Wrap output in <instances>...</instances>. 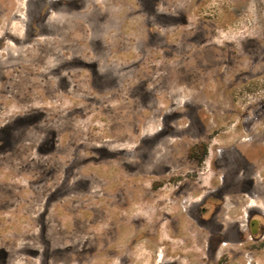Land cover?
<instances>
[{
  "label": "rangeland",
  "instance_id": "1",
  "mask_svg": "<svg viewBox=\"0 0 264 264\" xmlns=\"http://www.w3.org/2000/svg\"><path fill=\"white\" fill-rule=\"evenodd\" d=\"M255 141L264 0H0V264H208L217 162L264 217Z\"/></svg>",
  "mask_w": 264,
  "mask_h": 264
},
{
  "label": "flooded vegetation",
  "instance_id": "2",
  "mask_svg": "<svg viewBox=\"0 0 264 264\" xmlns=\"http://www.w3.org/2000/svg\"><path fill=\"white\" fill-rule=\"evenodd\" d=\"M246 147L248 149L252 148L250 149L252 153L264 159V142L257 143L255 141V144ZM241 148L243 147H239V149ZM243 150L238 154H244L246 150ZM224 153L225 151L222 150L218 156L221 158ZM213 168L221 171L220 181L216 186L211 185L212 187L208 190L206 198L207 214H199L195 220L200 222V226L205 229L203 240L208 264H231V261L239 262L242 259V253L245 251L244 247L248 242L251 246L263 244L264 217L257 212H250L242 220L238 215L227 214L224 207V201L227 198L255 196L253 194V181L247 182L245 178L249 168L219 164L218 162ZM178 259H181V257ZM169 264L182 263L179 260Z\"/></svg>",
  "mask_w": 264,
  "mask_h": 264
},
{
  "label": "bare ground",
  "instance_id": "3",
  "mask_svg": "<svg viewBox=\"0 0 264 264\" xmlns=\"http://www.w3.org/2000/svg\"><path fill=\"white\" fill-rule=\"evenodd\" d=\"M10 49V48H9ZM6 50H8V49H6ZM13 50V49H12ZM8 51H10V50H8ZM18 52V51H17ZM15 53V52H14ZM11 54V53H10ZM13 54V53H12ZM15 56V55H14ZM19 218V217H18ZM17 221V220H16ZM93 223V222H92ZM107 224V223H106ZM83 225V224H82ZM82 228H84V225L82 226ZM106 229V228H105ZM109 230V229H108ZM116 230V229H115ZM134 243V242H133ZM122 244V243H121ZM13 246V245H12ZM17 248V247H16ZM21 248V247H20ZM31 249V248H30ZM4 251H5V248H4ZM7 251L10 253L9 254V259H8V262L10 261V262H13V260L16 262V263H14V264H21L20 262V260L19 261H17L16 260V253H17V251H16V249H15V247L14 248H7ZM2 259V258H1ZM6 260H7V258H6ZM24 259H22V261H23ZM125 260V259H124ZM24 262V261H23ZM22 262V263H23Z\"/></svg>",
  "mask_w": 264,
  "mask_h": 264
}]
</instances>
